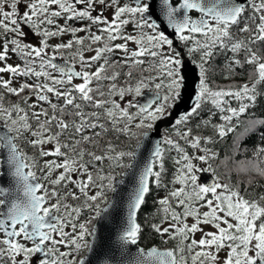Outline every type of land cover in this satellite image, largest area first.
<instances>
[{"label":"snow or ice","instance_id":"1","mask_svg":"<svg viewBox=\"0 0 264 264\" xmlns=\"http://www.w3.org/2000/svg\"><path fill=\"white\" fill-rule=\"evenodd\" d=\"M0 264H264V0H0Z\"/></svg>","mask_w":264,"mask_h":264},{"label":"trees","instance_id":"2","mask_svg":"<svg viewBox=\"0 0 264 264\" xmlns=\"http://www.w3.org/2000/svg\"><path fill=\"white\" fill-rule=\"evenodd\" d=\"M254 142H256V138L255 137H253L252 140L249 141V144H252ZM151 209H152V202L150 200L149 203H148V205L146 206L145 211L147 212V211H150ZM145 242L146 243L152 242V237L149 236Z\"/></svg>","mask_w":264,"mask_h":264},{"label":"water","instance_id":"3","mask_svg":"<svg viewBox=\"0 0 264 264\" xmlns=\"http://www.w3.org/2000/svg\"><path fill=\"white\" fill-rule=\"evenodd\" d=\"M164 123L167 124V121H165ZM105 235H107V234H105Z\"/></svg>","mask_w":264,"mask_h":264}]
</instances>
